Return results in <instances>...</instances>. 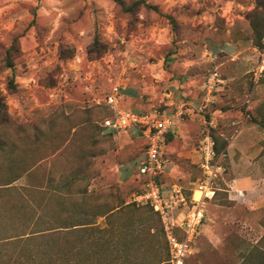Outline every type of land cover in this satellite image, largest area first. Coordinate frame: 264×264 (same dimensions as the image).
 <instances>
[{"label": "rangeland", "instance_id": "obj_1", "mask_svg": "<svg viewBox=\"0 0 264 264\" xmlns=\"http://www.w3.org/2000/svg\"><path fill=\"white\" fill-rule=\"evenodd\" d=\"M144 1L159 11L125 12L114 0H0V144L13 149L0 153V176L8 160L28 168L34 198L45 197L52 213L56 196L68 192L78 208L118 207L111 233L98 236L110 243L106 255L97 254L99 264H169L158 217L132 201L145 141L133 130L103 127L114 87L122 108L174 118L163 181L189 195L204 176L205 138L215 145L217 137L220 146L234 137L235 145L249 126L264 131L256 124L264 116V39L255 45L250 24L256 0ZM215 73L220 82L209 90ZM226 153L214 161L225 171L206 202L204 227L244 214V198L231 186L242 167ZM253 204L264 207L259 199ZM73 207L65 203L64 218ZM96 223L107 227L104 216ZM260 234L264 252V226Z\"/></svg>", "mask_w": 264, "mask_h": 264}, {"label": "trees", "instance_id": "obj_2", "mask_svg": "<svg viewBox=\"0 0 264 264\" xmlns=\"http://www.w3.org/2000/svg\"><path fill=\"white\" fill-rule=\"evenodd\" d=\"M114 1L125 12L140 8L159 11L156 6L144 0H137L129 5L122 0ZM250 15L254 43L262 48L264 0H256V9ZM168 18L173 23V18L171 16ZM4 107V100L0 96V111ZM110 111V115L106 118L112 117L113 112L111 109ZM256 124L264 128V116ZM214 139L216 140L214 149L218 156L226 150L228 144L223 142L219 146L218 138L214 136ZM0 153L10 156L13 149L6 152L3 150V144H0ZM4 167L5 175L0 176V264H99V260L96 259L97 254L106 255L110 243L108 239L102 240L98 236L102 233H111L110 218L120 211L118 207L105 210H99V207L87 210L78 208L77 199L68 192L70 196L67 198L56 196L57 209L53 214L45 202V197L41 200L34 198V176H28V168H20L13 160H8ZM22 178L25 179V183L18 185V181ZM64 186L66 185L62 187ZM67 201L74 207L68 212V217L64 218L63 214L66 212L64 205ZM134 205L136 206L135 203ZM146 207L158 217L163 233L159 216L151 207ZM99 216L105 217L106 228L97 225L96 219ZM167 257L169 260L168 250ZM105 259L102 263L108 264V259Z\"/></svg>", "mask_w": 264, "mask_h": 264}, {"label": "built area", "instance_id": "obj_3", "mask_svg": "<svg viewBox=\"0 0 264 264\" xmlns=\"http://www.w3.org/2000/svg\"><path fill=\"white\" fill-rule=\"evenodd\" d=\"M217 76L215 73L208 80L209 90L220 82ZM120 98L121 90L116 86L106 99L113 115L103 121V127L111 132L135 130L144 139L143 159L137 167L138 190L132 201L138 206L151 207L159 216L167 242L168 263L185 264L202 233L206 202L215 196V182L225 169L214 163L217 159L214 142L207 137L201 148L200 167L204 176L193 193L188 196L181 185L165 183L169 161L164 157V148L175 127L174 118L157 109L149 112L124 109ZM195 191L201 193L199 199H195Z\"/></svg>", "mask_w": 264, "mask_h": 264}, {"label": "crops", "instance_id": "obj_4", "mask_svg": "<svg viewBox=\"0 0 264 264\" xmlns=\"http://www.w3.org/2000/svg\"><path fill=\"white\" fill-rule=\"evenodd\" d=\"M172 133H177L176 125ZM131 135L139 136L135 130ZM232 140L225 155L242 167L231 178L233 191L238 193L237 197L242 194L244 198L242 220L215 222L211 219L209 225L203 226L204 236L185 264H264V252L259 247L264 207L259 209L253 204L255 199L264 204V131L257 125L249 126L238 144H232ZM220 227L228 232L217 231Z\"/></svg>", "mask_w": 264, "mask_h": 264}, {"label": "bare ground", "instance_id": "obj_5", "mask_svg": "<svg viewBox=\"0 0 264 264\" xmlns=\"http://www.w3.org/2000/svg\"><path fill=\"white\" fill-rule=\"evenodd\" d=\"M194 197L195 199H199L201 197V193L199 191H195Z\"/></svg>", "mask_w": 264, "mask_h": 264}]
</instances>
